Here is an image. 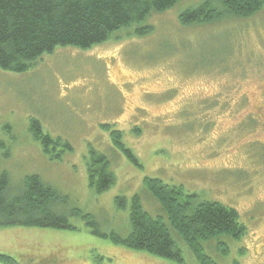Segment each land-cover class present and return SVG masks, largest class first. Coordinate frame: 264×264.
I'll list each match as a JSON object with an SVG mask.
<instances>
[{"label":"rangeland","instance_id":"374dc122","mask_svg":"<svg viewBox=\"0 0 264 264\" xmlns=\"http://www.w3.org/2000/svg\"><path fill=\"white\" fill-rule=\"evenodd\" d=\"M200 2L178 0L151 14L148 33L136 34L145 23L134 24L89 49L57 47L26 72L0 69V173L11 189L39 176L66 198L71 225L0 227V256L13 264H199L175 233L180 263L92 233L126 236L134 195L152 217L166 215L143 184L149 177L237 211L242 236L200 244L215 264H264V5L249 17L181 25L178 14ZM32 118L68 142L60 159L49 160L33 139ZM90 149L114 175L101 193L88 184Z\"/></svg>","mask_w":264,"mask_h":264},{"label":"trees","instance_id":"16d2710c","mask_svg":"<svg viewBox=\"0 0 264 264\" xmlns=\"http://www.w3.org/2000/svg\"><path fill=\"white\" fill-rule=\"evenodd\" d=\"M176 2L178 0H0V69L26 72L43 54H52L57 47L89 49L106 41L112 32L145 23L151 14L166 11ZM263 5L264 0H202L180 12L178 21L185 26L218 21L227 16L249 17ZM150 30L151 26L145 23L135 33L141 35ZM102 128L108 129V126L102 125ZM29 130L49 160L60 159L64 151L70 149L67 141L43 133L36 119L30 120ZM110 133L112 143L131 163L140 166L121 143V133ZM88 151V184L101 193L114 183V175L108 172L105 155ZM3 155L8 156V151L4 150ZM143 184L166 215L152 217L142 210L138 196L134 195L130 201V230L126 236L107 235L96 229L92 233L109 236L126 248L180 263L179 249L171 235L175 233L188 245L199 264H215L213 258L205 254L200 245L202 241L221 235L238 239L245 232L237 211L230 206L198 201L195 193H185L180 186H170L159 179L146 177ZM65 200L35 174L26 175L11 189L7 173H0V227L71 228L68 215L61 208ZM116 202L125 203L122 197H117ZM74 212L71 214H76ZM82 216L94 226L89 214ZM217 249L222 251V256L227 254L224 246ZM0 261L14 263L9 257L0 256Z\"/></svg>","mask_w":264,"mask_h":264}]
</instances>
